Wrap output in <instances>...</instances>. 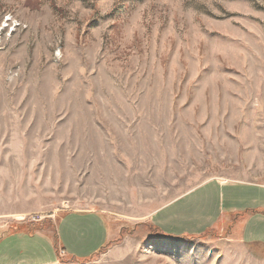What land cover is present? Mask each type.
Returning a JSON list of instances; mask_svg holds the SVG:
<instances>
[{"label":"rangeland","instance_id":"rangeland-1","mask_svg":"<svg viewBox=\"0 0 264 264\" xmlns=\"http://www.w3.org/2000/svg\"><path fill=\"white\" fill-rule=\"evenodd\" d=\"M208 180L264 189V0H0V235L91 211L110 242L57 264H264L146 224Z\"/></svg>","mask_w":264,"mask_h":264},{"label":"crops","instance_id":"crops-1","mask_svg":"<svg viewBox=\"0 0 264 264\" xmlns=\"http://www.w3.org/2000/svg\"><path fill=\"white\" fill-rule=\"evenodd\" d=\"M251 185L254 184L208 180L154 211L146 224L161 237L184 240L217 234L235 222L234 232L244 242L263 247L264 229L261 230L260 224H264V215L259 211L264 208V189ZM246 211L250 214L243 218ZM73 220L81 222L75 226ZM62 230L65 233H61ZM90 234V239L93 234L94 239L83 253L76 255L67 246L74 240L76 244L82 243L81 238ZM24 238L30 240V245L21 244V249L16 250L14 241ZM110 238L107 221L102 215L91 211L66 212L51 229L1 234L0 264H57L58 250L68 258L87 260L101 252Z\"/></svg>","mask_w":264,"mask_h":264},{"label":"built area","instance_id":"built-area-1","mask_svg":"<svg viewBox=\"0 0 264 264\" xmlns=\"http://www.w3.org/2000/svg\"><path fill=\"white\" fill-rule=\"evenodd\" d=\"M58 255H59V259L65 256V254L62 250H59Z\"/></svg>","mask_w":264,"mask_h":264}]
</instances>
